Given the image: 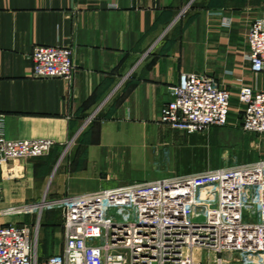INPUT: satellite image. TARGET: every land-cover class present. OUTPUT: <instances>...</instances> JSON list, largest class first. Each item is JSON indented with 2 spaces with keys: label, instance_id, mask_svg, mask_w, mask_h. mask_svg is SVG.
I'll return each mask as SVG.
<instances>
[{
  "label": "crops",
  "instance_id": "obj_1",
  "mask_svg": "<svg viewBox=\"0 0 264 264\" xmlns=\"http://www.w3.org/2000/svg\"><path fill=\"white\" fill-rule=\"evenodd\" d=\"M263 15L264 0H0L6 134L55 141L41 157L0 167V225H30L44 258L64 248L61 210L8 208L262 158H246L264 153V133L242 130L238 95L243 84L264 89V73L247 58L250 24ZM36 43L74 48L72 83L33 76ZM189 72L232 91L236 109L226 126L190 133L161 123L170 85Z\"/></svg>",
  "mask_w": 264,
  "mask_h": 264
},
{
  "label": "built area",
  "instance_id": "obj_2",
  "mask_svg": "<svg viewBox=\"0 0 264 264\" xmlns=\"http://www.w3.org/2000/svg\"><path fill=\"white\" fill-rule=\"evenodd\" d=\"M248 44L252 71L264 73V15L250 24ZM31 59L34 77L74 80L72 46L36 43ZM169 89L161 123L190 133L229 123L232 91L214 76L183 73ZM238 98L242 130L263 134L264 89L243 84ZM97 117L95 111L84 124ZM54 145L50 138L8 137L0 113L1 168L41 157ZM52 209L62 212L63 250L40 258L32 227L10 222L0 225V264H264V157L82 194L44 195L7 213Z\"/></svg>",
  "mask_w": 264,
  "mask_h": 264
},
{
  "label": "rangeland",
  "instance_id": "obj_3",
  "mask_svg": "<svg viewBox=\"0 0 264 264\" xmlns=\"http://www.w3.org/2000/svg\"><path fill=\"white\" fill-rule=\"evenodd\" d=\"M235 109H236L235 108V101L232 100V107H231V111H230V116L233 115ZM242 109H243V107H242ZM242 109L240 110V112L238 114L242 113ZM252 136L254 137V136H256V134H252ZM253 151H254L253 153H250L249 155H246L247 159L248 158H250V159L258 158L260 155H264V153L261 150H253ZM228 162H230V163H236V162L239 163L240 161H238L237 159H232V160H230Z\"/></svg>",
  "mask_w": 264,
  "mask_h": 264
}]
</instances>
